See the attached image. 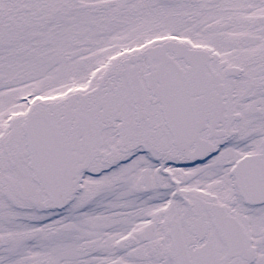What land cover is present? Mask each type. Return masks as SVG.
Returning <instances> with one entry per match:
<instances>
[{
    "label": "snow or ice",
    "instance_id": "6c2138e0",
    "mask_svg": "<svg viewBox=\"0 0 264 264\" xmlns=\"http://www.w3.org/2000/svg\"><path fill=\"white\" fill-rule=\"evenodd\" d=\"M0 264H264V0H0Z\"/></svg>",
    "mask_w": 264,
    "mask_h": 264
}]
</instances>
